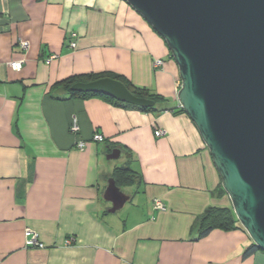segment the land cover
Instances as JSON below:
<instances>
[{"label":"crops","instance_id":"0c3cea01","mask_svg":"<svg viewBox=\"0 0 264 264\" xmlns=\"http://www.w3.org/2000/svg\"><path fill=\"white\" fill-rule=\"evenodd\" d=\"M87 75L145 89L159 98L154 111L58 86ZM179 88L165 42L122 0H0V264H264L261 251L243 257V229L197 237L209 207L231 204ZM111 149L119 166L105 160ZM119 167L134 180L110 212L103 196ZM26 229L44 248L25 247Z\"/></svg>","mask_w":264,"mask_h":264},{"label":"water","instance_id":"95a60500","mask_svg":"<svg viewBox=\"0 0 264 264\" xmlns=\"http://www.w3.org/2000/svg\"><path fill=\"white\" fill-rule=\"evenodd\" d=\"M165 42L177 66V102L196 127L232 212L264 253V0H122ZM75 93L152 108L111 78L78 82ZM111 149L106 161L118 160ZM110 212L128 197L107 180Z\"/></svg>","mask_w":264,"mask_h":264},{"label":"trees","instance_id":"16d2710c","mask_svg":"<svg viewBox=\"0 0 264 264\" xmlns=\"http://www.w3.org/2000/svg\"><path fill=\"white\" fill-rule=\"evenodd\" d=\"M171 57V56H170ZM103 78V76L100 75H87V76H80V77H73L70 79H67L63 82H60L58 86L65 89L67 92L68 98H80V99H89L92 97H103L117 105H121L127 108H135L143 112H151L154 111V107L152 108H139L134 107L128 104L119 103L111 98H108L103 95H96V94H90V93H75L70 90L71 86L75 83L82 82H90L94 81L96 79ZM122 84L125 85L127 90L138 98H144L149 99L154 102H156L159 98L151 95L146 91L145 89L137 88L132 86L128 81H121L119 79H115ZM112 148V147H111ZM112 179L115 181V184L118 187L129 185L133 182L134 178L132 175V172L128 167H119L116 168L112 174ZM219 191L221 194L224 193L222 187H219ZM198 233L197 237L202 238L206 236L209 232H211L214 229H219L223 231L232 230V229H241V226L237 222L232 209L231 208H223V207H209L200 217L199 223H198ZM259 251V249L254 246L253 244L250 245L243 253V257H249L255 252Z\"/></svg>","mask_w":264,"mask_h":264},{"label":"built area","instance_id":"2783aa9c","mask_svg":"<svg viewBox=\"0 0 264 264\" xmlns=\"http://www.w3.org/2000/svg\"><path fill=\"white\" fill-rule=\"evenodd\" d=\"M73 36V35H72ZM20 46L23 48V49H26L27 46H28V43L26 41H23V42H20ZM69 47L71 49H74L75 48V43L73 42H69ZM54 57H50L48 59V61H46L47 64L50 63L51 59H53ZM21 62H11L9 63V66L15 70V71H19L21 69ZM162 65V62L160 60H157L154 62V66L155 67H158V66H161ZM72 134H78L79 133V127H78V124L76 122V120H73L72 123H71V127H70V130H69ZM154 135L155 137H160V136H163L164 135V131L163 130H156L154 132ZM92 140L94 142H102L103 141V138L101 135L99 134H94L93 137H92ZM78 149L79 150H83L84 149V143L81 142L78 144ZM152 208L156 211H165V206L163 205V203L158 200V199H155L152 203ZM24 243H25V247H27L28 249H31V248H37V249H42L44 248L43 244H41L38 240V235L31 231L30 229H26L25 232H24ZM72 243V239H68L65 244L66 245H70Z\"/></svg>","mask_w":264,"mask_h":264},{"label":"rangeland","instance_id":"374dc122","mask_svg":"<svg viewBox=\"0 0 264 264\" xmlns=\"http://www.w3.org/2000/svg\"><path fill=\"white\" fill-rule=\"evenodd\" d=\"M110 163H111L112 165H114V166H119V165H120L119 162H118L117 160H112V161H110Z\"/></svg>","mask_w":264,"mask_h":264}]
</instances>
